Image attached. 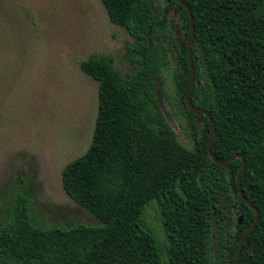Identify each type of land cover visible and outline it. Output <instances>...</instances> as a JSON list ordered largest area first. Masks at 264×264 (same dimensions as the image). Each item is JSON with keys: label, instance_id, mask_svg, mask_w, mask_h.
Returning <instances> with one entry per match:
<instances>
[{"label": "trees", "instance_id": "trees-1", "mask_svg": "<svg viewBox=\"0 0 264 264\" xmlns=\"http://www.w3.org/2000/svg\"><path fill=\"white\" fill-rule=\"evenodd\" d=\"M100 1L109 21L133 38L128 49L141 64L126 78L109 56L93 55L79 65L98 82L97 117L88 150L64 168L61 183L100 225L35 227L30 202L18 192L0 225V264H211L214 239L231 264L254 213L237 194L240 160L215 165L206 149V117L185 107L187 12L172 0ZM183 1L194 24L190 101L214 122V156L245 157L240 188L259 212L236 264H264V0ZM165 27L174 35L175 85L192 150L180 146L165 122L151 83L160 47L154 33ZM150 205L162 239L145 221Z\"/></svg>", "mask_w": 264, "mask_h": 264}, {"label": "rangeland", "instance_id": "rangeland-1", "mask_svg": "<svg viewBox=\"0 0 264 264\" xmlns=\"http://www.w3.org/2000/svg\"><path fill=\"white\" fill-rule=\"evenodd\" d=\"M171 18L175 23L177 15ZM154 35L157 104L180 146L192 150L175 85L173 31L165 27ZM133 42L109 21L100 0H0V225L18 192L30 202L35 227L100 225L61 183L64 168L88 150L97 117L98 82L79 65L93 55L109 56L126 78L141 68L128 49ZM155 208H147L145 221L162 239ZM209 252L211 264H226L222 241L217 246L214 239Z\"/></svg>", "mask_w": 264, "mask_h": 264}, {"label": "water", "instance_id": "water-1", "mask_svg": "<svg viewBox=\"0 0 264 264\" xmlns=\"http://www.w3.org/2000/svg\"><path fill=\"white\" fill-rule=\"evenodd\" d=\"M178 4H180L187 12L188 15V19H189V32H188V41L186 43V54H187V62H188V66H189V80H188V86L186 88L185 94H184V103H185V107L187 109V111H189L190 113L194 114V115H203L206 117L208 123H209V135H208V141H207V154L209 159L217 166L223 168L226 165L230 164L231 162H233L234 160L238 159L240 160V165H239V169L237 171L236 174V190H237V194L239 196V198L242 200V202L253 211L254 213V218L253 220L250 222V224L244 229L241 238L237 244V247L235 249L234 255L232 257V263L231 264H236L237 262V257L239 255V252L242 248V245L245 241V238L247 236V234L253 229V227L256 225L258 218H259V212L257 210L256 207H254L243 195V192L240 188V178H241V174L244 170L245 167V157L243 155H233L230 158H227L225 160H219L218 158H216L212 152V146H213V140H214V136H215V125L214 122L212 120V118L210 117V115L203 109L200 108H196L190 101V91L192 88V85L194 83V76H195V72H194V68H193V62H192V56H191V41H192V37H193V30H194V24H193V17L191 14V11L189 9V7L187 6V4L183 1V0H172ZM238 220V225L242 224V220L243 217L239 216L237 218Z\"/></svg>", "mask_w": 264, "mask_h": 264}]
</instances>
